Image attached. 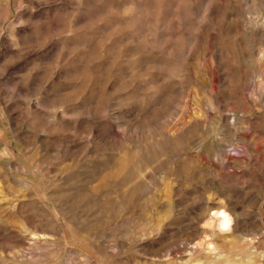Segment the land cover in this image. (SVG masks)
I'll return each mask as SVG.
<instances>
[{
  "label": "rangeland",
  "instance_id": "374dc122",
  "mask_svg": "<svg viewBox=\"0 0 264 264\" xmlns=\"http://www.w3.org/2000/svg\"><path fill=\"white\" fill-rule=\"evenodd\" d=\"M0 264H264V0H0Z\"/></svg>",
  "mask_w": 264,
  "mask_h": 264
},
{
  "label": "bare ground",
  "instance_id": "6f19581e",
  "mask_svg": "<svg viewBox=\"0 0 264 264\" xmlns=\"http://www.w3.org/2000/svg\"><path fill=\"white\" fill-rule=\"evenodd\" d=\"M219 217H220V221H221V223H220L221 229L222 230H228L229 229L228 227L231 224L230 216L227 213H221Z\"/></svg>",
  "mask_w": 264,
  "mask_h": 264
}]
</instances>
